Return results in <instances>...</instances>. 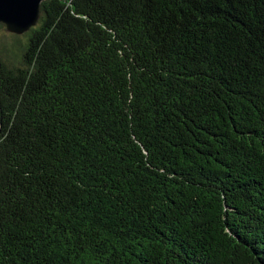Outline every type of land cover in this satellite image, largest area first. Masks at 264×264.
Wrapping results in <instances>:
<instances>
[{
  "label": "trees",
  "instance_id": "1",
  "mask_svg": "<svg viewBox=\"0 0 264 264\" xmlns=\"http://www.w3.org/2000/svg\"><path fill=\"white\" fill-rule=\"evenodd\" d=\"M24 35L0 264H264V0H44Z\"/></svg>",
  "mask_w": 264,
  "mask_h": 264
},
{
  "label": "water",
  "instance_id": "2",
  "mask_svg": "<svg viewBox=\"0 0 264 264\" xmlns=\"http://www.w3.org/2000/svg\"><path fill=\"white\" fill-rule=\"evenodd\" d=\"M44 0H0V24L7 32L22 34L35 26Z\"/></svg>",
  "mask_w": 264,
  "mask_h": 264
},
{
  "label": "rangeland",
  "instance_id": "3",
  "mask_svg": "<svg viewBox=\"0 0 264 264\" xmlns=\"http://www.w3.org/2000/svg\"><path fill=\"white\" fill-rule=\"evenodd\" d=\"M25 33L13 36L12 33L7 32L4 28H0V48L8 49L21 45L26 38Z\"/></svg>",
  "mask_w": 264,
  "mask_h": 264
}]
</instances>
